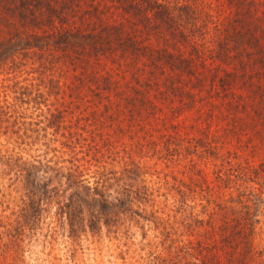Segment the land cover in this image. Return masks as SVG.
Masks as SVG:
<instances>
[{
    "label": "rangeland",
    "instance_id": "374dc122",
    "mask_svg": "<svg viewBox=\"0 0 264 264\" xmlns=\"http://www.w3.org/2000/svg\"><path fill=\"white\" fill-rule=\"evenodd\" d=\"M126 2L0 0V40L31 41L32 34L65 27L79 28L85 35L103 34L106 28L110 42V47L101 48L87 36L88 41L64 52L27 49L32 62L38 60L45 73L53 75L57 88L49 89L48 100L31 115L36 104L26 100L34 93L24 96L18 104L23 120L37 119L46 106L55 108L64 123L76 121L112 140L139 141L146 167L157 161L151 148L170 125L180 136L205 137L221 151L237 153L241 161L264 162V0H150L151 7L147 0ZM48 16L52 26L45 23ZM125 36L134 47L128 40L122 42ZM36 63L22 61L11 73L14 80L28 87L30 77L37 76ZM3 77L0 73V83ZM0 94L2 101L1 85ZM59 142H49L52 154L58 152ZM42 149L37 143L19 155L31 160ZM179 166L176 161L170 169ZM0 184L12 193L2 206H12L22 189L9 185L7 176H0ZM42 208L40 233L47 231L54 210L52 204ZM104 237L81 235L75 245L79 264H136L130 252L124 259L116 257L117 248H124L115 243L117 238ZM64 241V230H57L50 253L40 240L27 246L24 264H68L62 255Z\"/></svg>",
    "mask_w": 264,
    "mask_h": 264
},
{
    "label": "trees",
    "instance_id": "16d2710c",
    "mask_svg": "<svg viewBox=\"0 0 264 264\" xmlns=\"http://www.w3.org/2000/svg\"><path fill=\"white\" fill-rule=\"evenodd\" d=\"M45 23L53 25L50 16ZM56 30L32 34L31 41L0 40V176L22 189L15 204L2 206L12 193L0 184V264H24L27 246L39 240L50 253L57 230H64L62 255L70 264L82 262L75 245L85 233L117 238L124 248H117L116 257L130 252L136 264H264V162L241 161L237 153L221 151L205 137L180 136L170 125L150 152L161 167L157 161L146 167L139 141L112 140L76 121L64 123L55 108L46 106L37 119L23 120L18 104L24 96L34 93L26 100L36 104L31 115L57 88L53 75L38 60L32 62L27 49L64 52L87 36L101 48L110 47L106 28L97 35L79 28ZM126 40L134 47L129 36ZM22 61L37 62V76L30 77L28 87L11 74ZM49 142H59L56 154ZM37 143L43 147L40 156L21 160L19 154ZM176 161L180 166L170 169ZM48 204L54 207L51 224L40 233L39 212Z\"/></svg>",
    "mask_w": 264,
    "mask_h": 264
}]
</instances>
